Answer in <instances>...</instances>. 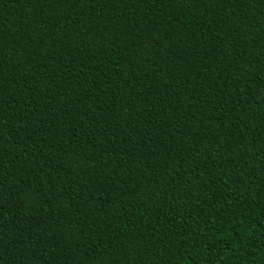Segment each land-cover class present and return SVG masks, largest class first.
Segmentation results:
<instances>
[{
  "label": "trees",
  "instance_id": "1",
  "mask_svg": "<svg viewBox=\"0 0 264 264\" xmlns=\"http://www.w3.org/2000/svg\"><path fill=\"white\" fill-rule=\"evenodd\" d=\"M0 264H264V0H0Z\"/></svg>",
  "mask_w": 264,
  "mask_h": 264
}]
</instances>
